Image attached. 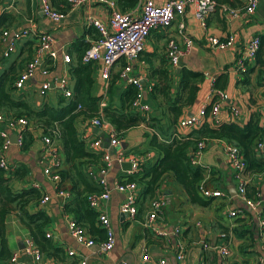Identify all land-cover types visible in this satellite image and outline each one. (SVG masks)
I'll list each match as a JSON object with an SVG mask.
<instances>
[{"label":"crops","instance_id":"1","mask_svg":"<svg viewBox=\"0 0 264 264\" xmlns=\"http://www.w3.org/2000/svg\"><path fill=\"white\" fill-rule=\"evenodd\" d=\"M154 1L156 4H161L166 0ZM242 2L243 0H235V7L240 6ZM88 17L101 22L107 21L106 12L99 6H81L69 9L63 20L54 23L45 18L37 0H0V75L14 69L18 77L32 58L35 43V39L29 35L18 41L15 50L4 57L10 44L11 35L4 39L1 35L3 29H8L9 32L14 30L47 32L51 35L54 49L57 52V58L51 60L49 74L41 76L36 73L22 89L15 91L14 97L23 100L33 109L41 108L44 105L52 108L62 107L59 103L60 93L54 85V81L64 77L68 78L70 89L73 92L75 81L70 75V69L78 57V43L84 42L90 46V43L94 41L92 31L95 32V30L85 22ZM184 20L186 33L194 40V45L181 59L179 68H171L166 58L167 40L169 38L180 40L178 21H175L166 30L152 31L140 58L130 63L131 74L129 76L145 81L142 102L149 105L150 112L144 117L154 118L155 122L144 123L127 131L122 137L121 145L108 150L112 164L107 173L106 182L111 196L106 205V211L115 236L114 247L108 254H103L100 248H97L102 241L98 237L94 238L95 245L87 249L77 245L69 236L67 222L72 219V216L64 213L63 206L71 201V197L68 196L66 200L57 197L53 183L43 173L46 163L41 160L43 148L41 131H34L35 141L26 151L20 150L17 144H12L8 148L6 157L10 171L13 172L19 167L28 170L25 178L22 181H16L15 184H21L24 188L39 189L49 198L40 207L50 219L46 233L50 235L49 238L54 249H57L59 253L57 257L43 255L44 262L79 264V261L85 258L87 264H120L121 262L156 264L159 259H165L167 264H223L224 261L220 259L217 252L205 251L201 245L220 242V235L226 234L230 239L231 253L226 264H256L257 257L264 246V234L257 233L255 215L251 210L237 199L236 194L231 195L236 193V189L232 171L222 152L225 141H206V148L197 161V165H193L203 170V186L207 190H220L225 194L224 197L210 198L212 201L206 208L194 206L187 201L181 187L170 175H167L153 197L162 195L166 200V206L162 215L150 225V228L145 226L150 198H145L142 195L143 188L139 183H136L137 212L135 219L129 220L119 212V206L125 195L117 193L113 187L118 182L127 181L135 174L130 175L122 168L121 164L115 161L117 154L121 152L127 160L134 157L136 161L134 164L137 168L152 164L156 162L158 155L155 150L149 148L148 138L145 135L153 132L158 141L169 138V140L186 138L193 129L199 126L182 128L177 123V126L172 127L165 109L157 107L155 102L150 99V91L147 89L151 84L149 76L161 66V61L167 64L166 67L175 86L179 83L183 70L199 73L204 77L199 86L195 104L187 107L179 120L196 115L201 108H207L213 103L215 101L213 87L217 84V89L227 95V101L224 102L219 113V123L236 122L243 125L253 115H258L259 125L264 128V115L262 114L264 106V47H261L262 49L260 48L256 57L247 63L245 74L234 71V63L244 53L247 42L255 37H259L261 42L264 39V0H260L253 14L238 19L229 18L218 6L208 15L204 26L195 18L192 7L186 9ZM90 30L91 32H88ZM230 34L236 35V45L233 49L210 51L205 48L207 36L224 39ZM63 53L70 56V64L63 62ZM123 66L124 61H117L111 70L110 79L104 80L101 76V65L99 63L93 65L91 96L102 98L101 100L105 104L104 108L109 106L111 109L119 108V97L130 85L125 79L118 77ZM44 81H49L52 89L41 96L39 94L40 85ZM108 92L110 96L107 98ZM134 112L136 113V111ZM88 122L89 118L78 115L75 126L79 139L83 134L88 136V141L85 143L90 148L91 141L97 136L103 141L104 138H107V134L100 129H97V132H94L95 128L89 129ZM151 124H154L155 127L152 128ZM0 128L9 136L11 143L15 138L17 139L16 131L19 129L11 130L4 125H0ZM94 151L95 153L99 152V150ZM256 153L261 154L264 158L263 153L257 150ZM190 155L191 152L189 157ZM96 175L98 177V173ZM252 176L250 189H263L264 173ZM96 181H94L95 186L97 185ZM69 186L68 183H65V187ZM231 210L238 212L236 217H229L228 213ZM32 212H34L33 209ZM5 226L10 255L17 253L23 258V247L30 238L28 231L19 223L15 214H10L7 217ZM248 227L251 229L250 234L244 232ZM176 230H180V234L174 237ZM177 245L186 248L182 262L175 260ZM70 250L75 253L72 257L68 256ZM145 251L150 256L148 261L141 259V255ZM25 261L30 263L26 257Z\"/></svg>","mask_w":264,"mask_h":264},{"label":"built area","instance_id":"2","mask_svg":"<svg viewBox=\"0 0 264 264\" xmlns=\"http://www.w3.org/2000/svg\"><path fill=\"white\" fill-rule=\"evenodd\" d=\"M38 5L46 19L58 23L65 18L66 14H61L56 11L50 4L49 0H37ZM260 0H243L242 4L238 8H231L225 5L221 7L227 16L231 19H238L243 16L251 15L258 7ZM70 9H75L81 6L101 7L107 14V21L101 22L88 17L85 22L89 27L94 28L98 33V38L90 43L85 53L81 58L83 64L95 65L99 63L102 67V78L109 80L111 70L115 63L119 60L124 61V66L120 71L118 77L125 79L130 85L136 87V96L131 104V109L140 113L142 116H146L150 112L148 104L143 103V89L145 84L142 85L141 81L137 78L129 76L131 74V61L138 60L142 55L145 47V43L152 31L166 30L172 26L175 21H178V34L180 40L169 38L166 43V58L171 68L177 69L180 66L181 59L188 54L193 48L194 40L186 33V23L184 15L188 7L193 8L195 18L205 25L206 18L212 13L218 4L215 0H166L161 4H156L154 0H137L135 7L127 12L120 11L116 0H67ZM5 39L9 35L10 44L4 53V57H7L15 50L16 43L29 35L35 39L33 45L32 58L27 62L25 68L19 74L14 82L16 91L22 89L25 83L36 73L41 76H47L50 72L49 68L52 65V61L57 58V52L54 49V43L51 35L47 32H31L30 30H4L1 33ZM236 45V35L230 34L224 39H218L216 37L207 36L205 38V48L210 51H221L226 49H233ZM260 41L258 37L253 38L245 45V50L242 56H239L234 63V71L239 74H243L247 71V63L253 60L259 50ZM62 59L65 64L71 63L69 55L63 53ZM52 60V61H51ZM54 85L58 89L60 95L65 99L72 98V91L69 86L68 78H60L54 81ZM53 85V86H54ZM147 88L151 91V84ZM55 87V86H54ZM52 89L49 81H44L40 85L39 94L44 96L48 91ZM213 95L216 97L215 102L209 109V120L214 124H218L219 113L224 102L227 101V95L223 91H214ZM105 104L103 100L100 101L99 107L102 110ZM77 110H81L78 105ZM206 108H201L196 115L183 118L179 121L180 127H196L201 124L202 118L205 115ZM262 114L264 115V106L262 108ZM0 125L15 130L27 126L25 119H11L0 113ZM89 129H100L105 131L109 144L107 147L103 146L101 139H95L91 141L90 148L99 150L103 153L102 167L97 171L98 180L91 176L94 181L97 180V186L100 190L99 193L89 195L87 202L89 207L97 213L98 227L104 231L105 239L101 242L100 251L103 254H108L114 247L115 236L109 221V217L106 211V205L110 200L111 191L106 182L107 173L111 167L112 159L108 154L110 148H117L121 145L122 139L119 138L114 128L110 123L105 121L100 114L98 117L89 119ZM17 134V146L21 147V136L19 130ZM0 138L2 144L0 147V169L9 171L6 152L12 145L9 136L0 128ZM82 141L87 142L88 136L83 134L80 138ZM43 148L41 150V160L46 163L43 173L53 183L55 188V194L57 197L66 200L69 196L68 192L60 187L61 179L57 170L61 168L62 160L59 153V149L55 142L49 137H43L41 139ZM206 148V140H200L196 143L194 150L191 151L190 162L192 165H197V161L201 157ZM256 150L264 154V140L259 141L256 144ZM222 152L228 162V165L232 171L233 178L235 180V189L237 199L255 215V226L258 234H264V185L263 189H256L253 198L246 196L247 187L250 186L252 181V174L246 172V163L240 154L239 149L228 142H224L222 146ZM115 161L118 164L130 163L131 170L128 171L130 175L136 174L138 168L134 164L135 158L131 157L127 160L121 152L116 156ZM89 172V171H88ZM90 173V172H89ZM264 173V172H263ZM92 175V174H90ZM117 193H123L125 195L123 202L119 206V212L126 216L129 220H134L137 212V185L136 183H116L113 187ZM199 191L205 198H222L225 196L220 190H207L203 184L199 185ZM49 200L47 196H44L40 205L46 203ZM166 206L165 198L160 195L153 198L149 204L148 216L145 221V226L150 228V225L163 213V209ZM237 211L231 210L228 215L230 218L236 217ZM253 223V222H252ZM67 228L69 236L75 241V243L84 248H91L95 245L94 238L88 235L84 228L79 226L75 220L69 219L67 222ZM180 230H176L174 237L179 236ZM50 235L46 234V238ZM220 242L215 243H203L202 249L205 251H215L219 255L220 259L227 263L230 257V239L226 234H221L219 237ZM186 248L177 245V252L175 254V260L182 262L184 260ZM75 253L68 251V256L72 257ZM21 258L17 253H13L10 256L9 264H55L43 261V254L36 247L31 238L27 240L22 250ZM25 257L30 260V263L25 261ZM149 254L145 251L141 255L142 261H148ZM79 264H87L86 259L82 258ZM120 264H131L128 262H121ZM156 264H167L165 259H159ZM256 264H264V246L261 249L259 256L257 257Z\"/></svg>","mask_w":264,"mask_h":264},{"label":"trees","instance_id":"3","mask_svg":"<svg viewBox=\"0 0 264 264\" xmlns=\"http://www.w3.org/2000/svg\"><path fill=\"white\" fill-rule=\"evenodd\" d=\"M49 1L51 6L61 14H66L70 9L67 0ZM215 1L218 6L228 5L231 8L241 6L235 7V0ZM116 2L120 11L127 12L135 7L137 0H116ZM4 30L8 29L1 30V33ZM95 33L97 32L92 31L94 40L98 38V33L96 35ZM88 47L87 43H78V57L70 69V75L75 81L73 95L69 100L59 96V103L62 107L52 108L44 105L41 108L33 109L23 100L14 97L16 91L14 82L17 76L13 69L0 75V113L11 119L23 118L26 120L27 126L19 129L20 150L26 151L33 144L35 141L33 133L37 130L41 131V139L49 137L55 142L62 157L61 168L57 170L61 179L60 187L67 191L71 197V201L63 206L64 213L71 215L72 219L84 228L87 234L93 238L98 237L103 242L105 234L97 226V213L89 207L87 202L89 195L100 192L92 177L94 176L98 180L95 174L104 165L102 162L103 153L101 151L95 153L93 149L87 147L84 141L79 139L75 126L76 118L78 115H83L91 119L102 114L103 119L112 125L121 139L127 131L144 123L155 122V119L144 117L131 109L137 92L133 85H129L120 95L119 108L111 109L109 106L100 110L99 103L102 98L91 96L93 65L81 62ZM261 47H264V39L262 42L260 41L258 52L262 49ZM160 65L149 76L152 86L149 96L157 107L165 109L170 119V125L175 127L184 110L195 104L199 86L204 77L202 74L183 70L179 83L175 86L166 67L167 64L161 61ZM217 88L218 85L215 84L213 91H221ZM213 103L206 108L201 124L193 129L186 138L180 137L171 140L169 138L158 141L153 132L145 135L148 138L149 148L155 150L158 159L152 164L139 166L138 172L134 176L119 183H139L143 186L142 195L145 198L149 197L151 201L162 181L167 175H170L181 187L189 203L201 208L208 207L212 200L203 197L199 191V185L204 180L203 170L193 166L189 157V153L194 150L196 143L200 140H218L235 145L245 160L246 172L252 175L262 174L264 158L261 154L256 153V144L264 140V128L259 125L258 115H253L243 125L236 122L214 124L209 121V109ZM78 105L81 110H77ZM151 127L154 128L155 125L151 124ZM98 138L97 136L96 139ZM1 144L0 138V147ZM27 171L23 167L14 169L13 172L10 171V167L9 171L0 169V264H9L11 256L6 240L5 226L6 219L10 214L16 215L19 223L28 231L30 238L43 255L57 257L59 253L57 249H54L50 238H46V228L50 219L40 207V201L45 195L34 187L24 188L21 184H15L16 181L19 182L25 178ZM65 183L70 186L65 187ZM255 192L256 189L247 187L246 196L251 199ZM250 230L248 227L244 232L250 234Z\"/></svg>","mask_w":264,"mask_h":264},{"label":"water","instance_id":"4","mask_svg":"<svg viewBox=\"0 0 264 264\" xmlns=\"http://www.w3.org/2000/svg\"><path fill=\"white\" fill-rule=\"evenodd\" d=\"M141 83H142V85H144V84H145V81H141ZM190 116H191V115H190ZM190 116H189V117H190ZM94 132H97V129H94ZM12 144H13V145H16V144H17V139H16V138L14 139V141L12 142ZM108 144H109V139H108V138H104V139H103V146H104V147H107ZM121 166H122V168H123L126 172H128V171L131 170V165H130V163H122ZM234 194H236V193H233V194H231V195L234 196ZM97 248L99 249L100 247L97 246Z\"/></svg>","mask_w":264,"mask_h":264},{"label":"rangeland","instance_id":"5","mask_svg":"<svg viewBox=\"0 0 264 264\" xmlns=\"http://www.w3.org/2000/svg\"><path fill=\"white\" fill-rule=\"evenodd\" d=\"M110 96V93L108 92V94H107V98ZM141 187L143 188V186L141 185ZM208 213V212H207Z\"/></svg>","mask_w":264,"mask_h":264}]
</instances>
